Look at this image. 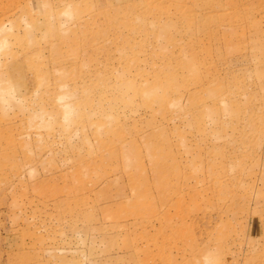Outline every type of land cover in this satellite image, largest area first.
<instances>
[{"label":"rangeland","instance_id":"374dc122","mask_svg":"<svg viewBox=\"0 0 264 264\" xmlns=\"http://www.w3.org/2000/svg\"><path fill=\"white\" fill-rule=\"evenodd\" d=\"M0 264H264V0H0Z\"/></svg>","mask_w":264,"mask_h":264}]
</instances>
